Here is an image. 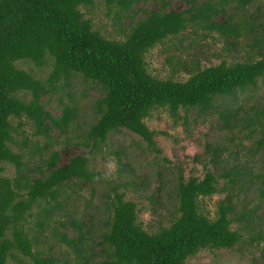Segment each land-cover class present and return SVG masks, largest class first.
Masks as SVG:
<instances>
[{"label":"trees","instance_id":"obj_1","mask_svg":"<svg viewBox=\"0 0 264 264\" xmlns=\"http://www.w3.org/2000/svg\"><path fill=\"white\" fill-rule=\"evenodd\" d=\"M138 1L105 0L108 12L114 10L118 18L123 12L121 17L129 19L126 26H119L120 38H109L82 10L94 0H0V264H9V258L16 257L14 252L31 260L17 264H56V260L60 264L59 257L42 256L33 245L54 222L55 210L73 205L63 194L78 195L84 182L93 192L100 173L90 167V158L109 134L126 129L157 150L155 131L144 121L153 110L163 108L174 118L191 109L198 115L217 111L220 97L257 90V81H264V20L258 21L256 12H246L251 0H185L184 8L170 10V0H160L156 8L135 19L137 11L130 12ZM238 13L241 17L236 20ZM193 25L202 30V36L205 30L218 32L232 46L250 33V50L241 60L234 55V62L223 59L205 67L195 62V70L189 69L191 74L185 80L150 74L146 53ZM18 60L50 69L39 77L17 66ZM76 77L98 86L101 94L93 105L96 117L82 133L88 153H74L60 163L59 150L51 147L52 134L58 138L77 125L76 101L66 91L57 98L58 114L53 115L47 106ZM242 110L240 106L217 112L227 129L239 125L248 129L245 137L253 139L249 153L261 154L264 169V108L253 105L239 116ZM28 124L30 132L26 133ZM32 137H42L48 145L33 144L37 139ZM224 149H214L211 159L214 165L223 166L221 172L209 168L203 177L187 179L179 173L170 191L176 205L169 224L153 231L138 220L136 202L125 198L126 187L136 184L135 175L127 181L126 176L132 174L122 173V169L129 165L118 168L116 180L109 182L113 196L105 194L103 209L97 212L100 206L96 205L86 214L90 223L101 222L104 227L98 244L105 258L94 264H186L203 249H234L245 240L258 244L259 235H253L252 229L260 216L246 207L237 216L233 198L256 181L261 182L259 194L263 197L264 170L253 173L247 164L251 159L241 161L230 151L222 157ZM114 154L120 164L121 152L115 150ZM4 164L13 167V175L3 173ZM218 193L224 196L216 200L213 215L203 211L199 199ZM84 206L91 207L92 199ZM83 216L69 218L65 231L53 226L51 233L71 249L74 264H92L93 254L83 242ZM59 223L64 227L65 221ZM67 230H76L77 236H69Z\"/></svg>","mask_w":264,"mask_h":264},{"label":"rangeland","instance_id":"obj_2","mask_svg":"<svg viewBox=\"0 0 264 264\" xmlns=\"http://www.w3.org/2000/svg\"><path fill=\"white\" fill-rule=\"evenodd\" d=\"M159 1L139 0L134 4L130 14L137 11L135 14V19H137L144 13L156 8ZM184 7L185 0H170L167 10ZM86 8L87 10H82L86 16L92 18L94 27L109 38H120V24L126 26L129 23L128 18L121 17L123 12L119 18L115 16L114 10L108 12L105 0H94L93 5ZM246 12L258 13V21H263L264 0H251V3L247 5ZM257 15L254 14V16ZM240 17V13H238L235 19L238 20ZM201 33H203L202 30L193 25L179 36L167 37L162 42L157 43L146 53L147 70L159 78L173 76L175 79L185 80L191 74L189 69L195 70V62L198 63L199 67H205L217 64L223 59L227 62H234V55L238 56L237 60H241V57L249 52L248 45L252 43L250 33L238 39L235 46H232L228 40L225 42L224 38L216 31L205 30V36H202ZM16 65L32 71L39 77H44L50 69L49 66L33 67V64L27 60H18ZM68 85L66 89H59V92L52 96L50 104L47 106L53 115L58 114L60 110L57 108V104H59L57 98L66 91L72 93L71 98L76 101L77 125L71 126L66 134H62L58 138L56 133L52 134L54 137L51 147L59 150L60 163H65L68 157L74 153H88L89 148L83 145L82 133L96 117V109L93 105L101 94L98 86H91L80 77L71 80ZM257 86L259 89L253 90L251 88L245 93H237V97L233 95L220 97L216 102L219 104L218 110L227 108L234 111L242 106L243 110L238 113L241 116L245 110L253 105L264 108V81L258 80ZM65 99L67 100L66 97H64ZM217 111L208 110L205 114L198 115L196 109H191L187 112L181 111L180 116L174 118L163 108L153 110L144 121L149 129L155 131L154 147L157 150L151 148L140 136L129 130L123 129L121 132L109 134L108 140L104 144L101 143L90 158V167L100 173V179L94 185L95 189L92 192L91 188L88 187L89 183L84 182L83 188L78 189V195L63 194L66 201L72 202L73 205L69 206L68 210H55L54 222L38 235V243L33 245L34 248L39 250L42 256H53L56 259L59 257L60 264H74L72 260L74 254L71 249L66 246L65 242L51 236V233L53 226L58 231H65L69 218H79L84 214L83 242L84 246L87 247V252L93 254L91 262L94 264V262L104 259L105 254L99 252L101 245L98 244L99 237L104 231L103 224L97 221L94 224L90 223L89 216L86 214L87 212L92 213L93 206L96 205L100 206L97 212L103 209L102 197L107 193L110 197L113 196V192L110 191L112 183L109 182L116 180L117 169L125 164L129 166L122 169V173L129 172L132 174L127 175L125 179L130 181L129 178L135 175L134 182L136 183L126 187L125 198L136 202L138 220L149 231L169 224L170 213L175 210L176 205L174 196L170 194V191L173 189L174 181L179 173L184 179H187L190 176L203 177L204 172L209 168L214 172L222 171V165H214L211 161L215 158L214 149L226 147L227 149L221 153L222 157L226 158L230 151L233 157L237 155L241 161L251 159V162L247 164H251L253 173L260 172V169L263 171L261 154L249 153L253 139L245 137L248 129H243L241 125L227 129L223 126V120ZM29 126V124L24 126L26 133L30 132ZM18 138L21 139V136L18 135ZM32 138L37 139L33 144L48 145L42 137ZM15 146L13 145L16 149ZM115 150L121 152L120 164L117 162L118 157L114 154ZM110 165H114V169H110ZM3 173L13 175V167L4 164ZM109 174L111 178L105 179V176ZM260 184V181H256L253 185L248 184L250 187L247 190L241 189L239 194L237 192L238 197L233 198L237 216L243 207L254 209L260 216L258 222L253 224L252 229L253 235H259L258 244H251L245 240L234 249H203L189 257L186 264H264V196L259 194V187H262ZM119 190L122 191L123 187H120ZM223 196V193H218L201 197L199 204L203 211H208L210 215H213L216 200ZM91 199L92 206L85 207V203ZM29 220V224L32 225L33 217H30ZM59 221H65L64 227L60 225ZM236 225L237 222L232 227H236ZM259 231L261 232L259 233ZM67 232L69 236H77L76 230H67ZM34 234L35 232L32 233V235ZM246 234L247 232H244L245 236H247ZM65 253L68 254L65 255ZM14 254L16 257H10L9 264H17L19 260L25 263L31 261L29 257L21 253L14 252Z\"/></svg>","mask_w":264,"mask_h":264},{"label":"clouds","instance_id":"obj_3","mask_svg":"<svg viewBox=\"0 0 264 264\" xmlns=\"http://www.w3.org/2000/svg\"><path fill=\"white\" fill-rule=\"evenodd\" d=\"M109 167L110 169H114V165H110ZM110 178H111L110 174L105 176V179H110Z\"/></svg>","mask_w":264,"mask_h":264}]
</instances>
